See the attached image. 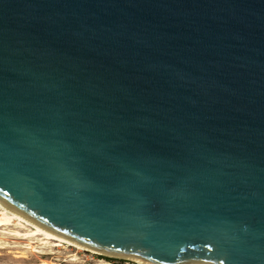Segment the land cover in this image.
Here are the masks:
<instances>
[{"label":"water","instance_id":"1","mask_svg":"<svg viewBox=\"0 0 264 264\" xmlns=\"http://www.w3.org/2000/svg\"><path fill=\"white\" fill-rule=\"evenodd\" d=\"M0 203L112 256L264 264V0H0Z\"/></svg>","mask_w":264,"mask_h":264},{"label":"rangeland","instance_id":"2","mask_svg":"<svg viewBox=\"0 0 264 264\" xmlns=\"http://www.w3.org/2000/svg\"><path fill=\"white\" fill-rule=\"evenodd\" d=\"M28 225V224H27ZM31 228L33 226L28 225ZM0 227V264H133L135 260L125 257L97 253L78 248L63 241L48 239L44 243L38 235L35 238L5 234ZM10 226L8 230H14ZM58 242L59 244H54ZM77 259L73 260V257ZM102 261V262H101Z\"/></svg>","mask_w":264,"mask_h":264},{"label":"bare ground","instance_id":"3","mask_svg":"<svg viewBox=\"0 0 264 264\" xmlns=\"http://www.w3.org/2000/svg\"><path fill=\"white\" fill-rule=\"evenodd\" d=\"M27 224L33 226V228H31ZM10 226H13V228H15V229L14 230H8V229H10ZM0 227L3 228L2 232H4L5 234L25 236L27 238L28 237L29 238H33V237L35 238L38 235L44 234L45 236L41 237L43 239L44 243L50 242V241H48V239H55V240L63 241V242L70 244V245H74L78 248H86L89 250H93L97 253L103 252V253H105L107 255H111V256L117 255V254L112 253V252L93 249L91 247H88L86 245L80 244V243L75 242L73 240H70L68 238L57 235L51 231H48V230L36 225L35 223L27 220L26 218L20 216L19 214L13 212L12 210L6 208L1 203H0ZM54 244L56 245L59 243L54 242ZM74 259H77V257L74 256L73 260ZM131 259L135 260L139 263H142V264H158L155 262H149L147 260L132 257V256H131ZM41 264H47V262H43Z\"/></svg>","mask_w":264,"mask_h":264},{"label":"built area","instance_id":"4","mask_svg":"<svg viewBox=\"0 0 264 264\" xmlns=\"http://www.w3.org/2000/svg\"><path fill=\"white\" fill-rule=\"evenodd\" d=\"M133 264H142V263H139V262L135 261V262H133Z\"/></svg>","mask_w":264,"mask_h":264}]
</instances>
